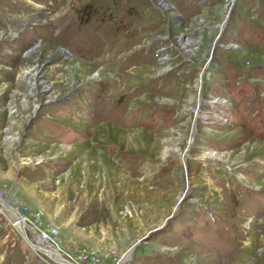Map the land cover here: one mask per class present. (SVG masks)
<instances>
[{
    "label": "rangeland",
    "instance_id": "1",
    "mask_svg": "<svg viewBox=\"0 0 264 264\" xmlns=\"http://www.w3.org/2000/svg\"><path fill=\"white\" fill-rule=\"evenodd\" d=\"M0 200V264H264V0H0Z\"/></svg>",
    "mask_w": 264,
    "mask_h": 264
},
{
    "label": "bare ground",
    "instance_id": "2",
    "mask_svg": "<svg viewBox=\"0 0 264 264\" xmlns=\"http://www.w3.org/2000/svg\"><path fill=\"white\" fill-rule=\"evenodd\" d=\"M223 28H224V26H223ZM223 28H221V30L223 29ZM221 30H220V32H221ZM0 205H2L3 206V208H5V209H7V210H11L10 208H7V206H6V204L5 203H3L1 200H0ZM16 217H17V219H19V224H17V226L19 225L20 226V233H21V235H22V237L23 238H27V235L25 234V222H24V220L21 218V216L19 215V213H18V215L16 214ZM19 228V227H18ZM27 240V239H26ZM32 245V244H31ZM33 246V245H32ZM44 246H45V251L48 253V256H51V257H55L57 260H59V261H63L62 263H64V260H62L61 258H59V255L56 253V251H55V249L54 248H50L49 246H46V244H44ZM34 247V246H33ZM35 248V247H34ZM45 252V253H46ZM131 253H129V252H127L126 254H124L123 256H122V258L123 257H125V258H129ZM129 256V257H128ZM125 258H124V260H125ZM122 260V259H121ZM120 260V262H119V264H122L123 262ZM123 260V261H124ZM118 264V263H117Z\"/></svg>",
    "mask_w": 264,
    "mask_h": 264
},
{
    "label": "water",
    "instance_id": "3",
    "mask_svg": "<svg viewBox=\"0 0 264 264\" xmlns=\"http://www.w3.org/2000/svg\"><path fill=\"white\" fill-rule=\"evenodd\" d=\"M225 28V27H224ZM223 28V29H224ZM223 29H222V31H223ZM191 146V144L189 145V147ZM187 151V150H186ZM185 151V152H186ZM185 156V155H184ZM9 211H13L12 209L11 210H9ZM14 212V214L16 215H18V212L17 211H13ZM164 226H162V227H160V228H156V229H153V230H151L144 238H141L138 242H136V243H134L130 248H129V250H128V252L129 253H131L132 251H133V249L138 245V243H140L141 241H144V240H146V239H148L149 238V236H150V234H152V233H156V232H158V231H160L162 228H163ZM123 262V261H122ZM123 264V263H122Z\"/></svg>",
    "mask_w": 264,
    "mask_h": 264
},
{
    "label": "built area",
    "instance_id": "4",
    "mask_svg": "<svg viewBox=\"0 0 264 264\" xmlns=\"http://www.w3.org/2000/svg\"><path fill=\"white\" fill-rule=\"evenodd\" d=\"M51 232H45V233H41V238L46 240L47 242H49L50 240L53 241L54 235H56L55 233L57 232L56 229L50 230ZM53 235V236H52Z\"/></svg>",
    "mask_w": 264,
    "mask_h": 264
}]
</instances>
